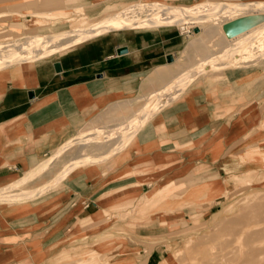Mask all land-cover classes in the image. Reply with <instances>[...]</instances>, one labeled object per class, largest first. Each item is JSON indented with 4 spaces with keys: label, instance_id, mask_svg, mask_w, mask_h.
Wrapping results in <instances>:
<instances>
[{
    "label": "rangeland",
    "instance_id": "rangeland-1",
    "mask_svg": "<svg viewBox=\"0 0 264 264\" xmlns=\"http://www.w3.org/2000/svg\"><path fill=\"white\" fill-rule=\"evenodd\" d=\"M3 1L0 0V3ZM23 1L25 0H5L4 3L12 2L15 3L14 6L0 8L2 15L0 58L6 59L5 64L0 61V71L6 78H18L17 67L21 65L22 69L27 71L25 74L27 79L19 84L32 78L34 62L37 59L56 55L93 36L120 29L119 26H124L125 29L149 27H137L131 24H137L145 17L157 16L154 14L158 12L159 6L182 5L193 9L199 8L197 11L185 14L184 22L178 21L179 17H176L178 14L174 13L171 16H174L171 18L172 23L150 26H168L182 32L183 41L178 46L173 61L153 69L143 80L139 90L132 92L124 100L110 104L92 119L76 126L65 142L43 155L34 168L42 169L32 176L31 180L21 182V185L10 190L9 193L19 198L0 200V209L3 205H14L1 213L4 224H9L11 218L33 211L34 206L29 207L30 204H38L49 213L50 204L55 208L64 199V180L67 175L82 167H89L95 169V174L100 179L104 190L103 197L112 198L102 202L105 204L117 201L115 207L107 210L102 220L85 222L82 230L73 237L57 239L59 235H63V232L59 233L54 237L57 239L54 242L53 239H49L52 233L49 230L48 233L37 235L32 232L33 228H24L22 236L10 240L13 249L15 247L19 249L21 244H24L22 257L11 264H75L79 258L84 259L85 256H90L86 264H110V262L144 264V261L138 263L134 256L126 255L132 250L131 243L140 242L151 244V247L154 243L163 244L166 257L157 264H224L219 253L227 251L229 247L220 242L223 239L231 243L236 240L234 242L236 246L241 250H248V241L243 239L255 224H245L239 231L229 229L222 231L217 240L214 236L219 232V224L238 216L243 208L257 203L264 196V166L250 165L239 170H231L229 162L236 158L235 154H228L222 164L232 175H224V179L226 178L224 181L215 180L207 183L213 188L211 193L205 192L198 199L184 201L185 193L206 176L189 178L185 182L186 175L198 170L203 171L211 165L213 162L204 159L208 157L207 155L210 157L216 155L223 146V141L220 140L214 147L205 150L207 155L204 153L191 155L188 159L191 161L187 163H185L186 158L182 163L174 159L158 166L145 161L147 157L142 155L144 147L140 136L148 127L151 134L157 130L158 126L154 125L158 121L155 118L157 113L165 105L181 99L194 87L205 86V89L220 90L222 100L232 103L229 111L238 109L240 113L251 112L256 104H260L263 114L264 90L256 97L255 104H252V92L258 82L261 83L260 86H264L262 76L264 75L262 72L264 71V29L257 33V29L264 27V20L229 38L223 24L238 16L253 14L254 9L252 7L241 9L235 6L233 9L223 11L220 6L214 8L212 5L203 4L222 1L242 4L253 0H133L125 4L109 3L114 0H75L74 2L52 0L50 1L52 5L46 7L52 9L46 10L42 9L45 0ZM54 4L63 7H55ZM148 4H153L152 9H148ZM59 8L63 9L56 13L58 16L48 15L47 18L36 20L35 24L28 21L31 15V18L33 17L31 13L34 11H51ZM151 10L154 12H150ZM195 25H201L199 31H196ZM99 27L106 31L98 32ZM61 33H66V36L54 39V36ZM83 35L90 37L84 38ZM22 50L27 51L23 57L30 54L32 56L20 59L17 53ZM32 52L37 53L33 55ZM258 69H260V77L256 75L252 77L251 71ZM6 70L8 73L4 72ZM197 70L200 71L197 73ZM184 81L187 82L185 85L179 84ZM164 86L172 89L178 87L179 90H169V87L165 89ZM158 91H161V97L155 100L154 96L159 94L156 93ZM146 114L148 116L146 123L138 129L135 128L134 131L135 119ZM241 119L238 122L249 124L248 118ZM253 131L252 129L247 136ZM225 136V140L229 141L233 136L232 129L228 130ZM238 141L231 143L227 153L243 139ZM110 147L113 148L107 151ZM104 155L106 159L102 158ZM42 158L44 159L41 160ZM196 159L201 160L197 165ZM137 161L142 162L136 163ZM152 161L159 164L161 157L156 155ZM63 171H67L63 179L56 180L57 175ZM221 171L225 173L224 170ZM23 173L24 171L20 172L18 177ZM166 181L171 184V194L167 196L165 202L162 200L156 206H149L151 190L163 186ZM129 191L133 192L127 193ZM20 193L24 195H19ZM250 199L254 202L246 203ZM233 214L235 215L229 218ZM75 224L66 237L72 233ZM100 229L110 232L102 235ZM150 234L157 236L151 237ZM92 249L97 251L95 255H92ZM85 251L90 252L85 253ZM168 256L171 258H167Z\"/></svg>",
    "mask_w": 264,
    "mask_h": 264
},
{
    "label": "crops",
    "instance_id": "crops-1",
    "mask_svg": "<svg viewBox=\"0 0 264 264\" xmlns=\"http://www.w3.org/2000/svg\"><path fill=\"white\" fill-rule=\"evenodd\" d=\"M4 1L0 3V8L15 4H6ZM45 1L42 9H52L46 8L52 5V0ZM129 1L133 0H114L109 3L125 4ZM182 41V32L168 26L114 29L67 49L63 48L65 50L56 55L37 59L32 78L25 83H18L20 77L6 78L0 71V186L16 180L27 167L38 164L43 155L65 142L76 126L139 90L153 69L170 62L167 60L168 54L175 57ZM119 47H127L128 50L120 54ZM55 62H59L62 68L60 71L55 68ZM4 72L8 73L7 70ZM259 74L260 69L251 71L252 77H260ZM260 85L258 82L253 87L252 104H255L256 97L264 90V86ZM221 96L220 90L194 87L181 99L165 105L155 117L158 121L154 125L158 129L151 134L148 127L141 133L140 140L144 147L142 155L147 157L145 161L161 166L174 159L182 163L186 158L187 163L191 161L188 160L191 155H207L204 151L222 140L223 146L216 155H207L204 159L213 163L203 171L186 175L185 182L189 178L206 175L193 188L198 185L202 187L211 181H224V175H232L222 164L228 154H236L239 150L241 153L244 149L257 146L264 147V112L262 114L260 104H256L251 112L240 113L238 109L229 111L232 103L222 100ZM242 117L248 118V125L238 122ZM231 129L233 136L226 141L225 135ZM252 129L253 133L247 136ZM242 139L227 153L231 143ZM156 155L161 157L159 164L152 161ZM200 161L196 159L195 164ZM95 172V169L82 167L67 175L64 180V199L55 208L50 204L49 213L38 204H30L29 207L34 206L33 211L11 218L9 224H4L1 213L14 205H3L0 209V264H11L22 257L24 244L19 249H13L10 240L22 236L24 228H33L32 232L37 235L50 231L49 239L54 242L66 238L68 231L80 219L86 222L102 220L104 216L90 217L100 209L102 201L112 198L103 197L104 190ZM212 174L214 176H209ZM82 227L76 230V234ZM62 232L63 235L54 238ZM150 236L155 237L157 234ZM150 245L131 243L132 250L126 255L134 256L138 263L144 261V264L163 261L166 257L163 244Z\"/></svg>",
    "mask_w": 264,
    "mask_h": 264
},
{
    "label": "bare ground",
    "instance_id": "bare-ground-1",
    "mask_svg": "<svg viewBox=\"0 0 264 264\" xmlns=\"http://www.w3.org/2000/svg\"><path fill=\"white\" fill-rule=\"evenodd\" d=\"M155 5V3H153ZM153 4H148V9H152L151 7L153 6ZM206 6L212 5L214 8L220 6L221 9L224 10H228V9H233L235 8V6H239L241 9L242 8H253V12L254 13H259V14H264V0H253L252 2H244L242 4H239L237 2L235 3H225V2H209V3H203ZM259 7V8H257ZM199 8V7H198ZM198 8L193 9L192 7L189 6H178V5H162L157 7L158 12H156L154 15L157 16H153L152 18H144L143 21L137 23V24H131V26H137V27H144V26H161L162 24H169L172 23V19L173 17H171L172 15H174V13H177L178 15H176V17H179V19L177 18L178 21H186L185 18V14L187 13H191L192 11H197ZM63 8L60 9H53L51 11H34L31 14H33V17L31 18L30 16L28 21L32 22L33 24H35V21H39L41 20V18H47L49 17L48 15H53L56 13H59ZM256 9H259L256 11ZM150 12H154V11H150ZM57 15V14H56ZM58 16V15H57ZM27 18V17H26ZM27 20V19H26ZM176 20V19H175ZM178 23V22H176ZM33 26V25H32ZM196 28H201V25H195ZM120 29H125L124 26H119ZM262 29H264V27H260L257 33H260L262 31ZM106 30L103 29L102 27L98 28V32H105ZM66 33H61V35L57 34V36H54L55 38H59V37H65ZM83 37H90V36H86L83 35ZM17 47V46H16ZM27 51H21L19 53H17V56H19L20 59H26V58H30V55L24 56L23 54H25ZM33 55H35L37 52H32ZM22 54V56H21ZM32 56V55H31ZM6 59H4L3 57L0 58L1 62H4L3 64H5ZM205 67V66H204ZM17 70L19 73L17 74L18 77H20V80L18 83H21L22 80L27 79L25 77V74L27 71H25L24 69H22L21 65H18ZM21 70V72H20ZM200 70H197L196 72L198 73ZM187 79V78H186ZM188 81V80H187ZM190 81V80H189ZM188 81V82H189ZM186 81L179 83L180 85H185ZM17 83V84H18ZM178 84V85H179ZM169 87V86H168ZM167 86H164V88H168ZM162 89L163 91L165 89ZM169 90H173V91H178L179 88L175 87L174 89H172L171 87H169ZM154 96L155 100H158L161 97V91H158ZM147 114L146 116L143 117H139L137 119H135V124H133L134 126V131L138 128H140L144 123H146V118H147ZM136 128V129H135ZM126 143V142H125ZM109 154V153H108ZM108 154L106 156H108ZM106 156L104 155L102 158L106 159ZM235 158L236 159H232L229 162L230 165V169L231 170H239L243 167L246 166H250V165H263L264 166V147L262 146H257V147H253V148H248V149H244L241 153H239L238 155L235 154ZM42 163V162H40ZM37 165L31 166V167H27L26 170L24 171V173L22 175H20L18 177V179H16L13 182H9V183H5L2 184V186H0V200H14L19 198L17 195L11 194L9 193L10 190H12L13 187H17L18 185H21V182H27L29 180H31V177L34 176L35 174H37L38 171H40L42 168H38V169H34L36 168ZM72 167V166H71ZM70 167V168H71ZM69 168V169H70ZM67 171H63L61 174L57 175L56 180L59 179H63V177L66 175ZM167 184V185H166ZM164 185H166L165 188L161 189ZM163 186L156 188H153V190H151V194L150 195V199H149V206H156L158 205L162 200L163 202L166 201V198L169 194H171L170 192H172L171 190V184L166 182L164 183ZM212 187L209 185H203L202 187L197 186L195 188H191L186 192V196L184 198V201H188L191 199H198L200 196H202L203 193L208 192L211 193L212 191ZM28 192V191H27ZM19 195H24V193H20ZM31 195H33V193H31ZM15 197V198H14ZM127 199H125L126 202ZM252 203L254 202V200H249L246 201V203ZM103 203L100 206V209L90 218H94V217H102V216H106V211L109 209H112L115 207V205L117 204V201H112L109 203ZM237 213V212H236ZM235 213V214H236ZM235 214L230 215L229 218L233 217ZM228 218V216H227ZM86 222L85 219H80L77 223L76 226L74 227V229L71 231L72 233L70 235H68V237H73L74 235H76V230L80 229L85 225L84 223ZM245 224H255L253 227L250 228V231H248L246 233V236L243 240L248 241V250H241L240 247L236 246V244H234V241H228L226 239H223V241H220L221 243H225L226 247H229L227 251H223L219 253L220 258L224 261V264H264V196H262V198L260 200H258L257 203L253 204V205H248L247 207L243 208V210L240 211L239 215L230 219V220H224L220 225V229L219 232H217V235L214 236V239L217 240L220 238V235L222 233V231L225 230H241V227L243 228L245 226ZM217 225V224H216ZM100 226V225H99ZM94 230V229H92ZM110 231L108 230H101L100 234H108ZM97 233V232H96ZM98 234V233H97ZM91 235V234H90ZM91 253H93L92 255H95L94 253L97 252L95 251V249H92ZM122 251V250H121ZM120 251V252H121ZM90 251H85V253H88ZM122 252H125V250H123ZM84 256V254H83ZM90 256H85L82 258H79L77 260V262L75 264H86L89 260ZM167 258H171V256H168ZM166 258V259H167ZM221 263V262H220ZM110 264H116L111 263Z\"/></svg>",
    "mask_w": 264,
    "mask_h": 264
},
{
    "label": "water",
    "instance_id": "water-1",
    "mask_svg": "<svg viewBox=\"0 0 264 264\" xmlns=\"http://www.w3.org/2000/svg\"><path fill=\"white\" fill-rule=\"evenodd\" d=\"M264 20V14H259V13H253V14H247L243 16H238L235 19L229 20L223 24L224 31L226 35L231 38L234 37L235 35L246 31L250 28L253 27V25L258 24ZM196 31H199L197 28ZM128 50L127 47H119L118 52L120 54L126 53ZM174 56L172 54L167 55V60L168 61H173ZM55 68L60 71L62 68L59 64V62L54 63ZM31 96H33V93H30Z\"/></svg>",
    "mask_w": 264,
    "mask_h": 264
},
{
    "label": "built area",
    "instance_id": "built-area-1",
    "mask_svg": "<svg viewBox=\"0 0 264 264\" xmlns=\"http://www.w3.org/2000/svg\"><path fill=\"white\" fill-rule=\"evenodd\" d=\"M190 30L188 29V31L187 32H189Z\"/></svg>",
    "mask_w": 264,
    "mask_h": 264
}]
</instances>
